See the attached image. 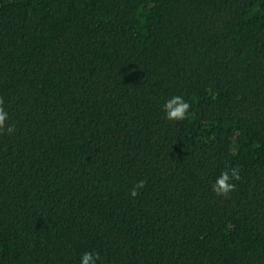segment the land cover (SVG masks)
Instances as JSON below:
<instances>
[{"label":"trees","instance_id":"16d2710c","mask_svg":"<svg viewBox=\"0 0 264 264\" xmlns=\"http://www.w3.org/2000/svg\"><path fill=\"white\" fill-rule=\"evenodd\" d=\"M0 107V264H264V0H0Z\"/></svg>","mask_w":264,"mask_h":264},{"label":"clouds","instance_id":"9594fccd","mask_svg":"<svg viewBox=\"0 0 264 264\" xmlns=\"http://www.w3.org/2000/svg\"><path fill=\"white\" fill-rule=\"evenodd\" d=\"M162 111L164 116L170 121L184 120L189 114L190 104L181 95H173L166 99L162 104ZM8 113L3 107H0V130H5L8 133L14 131V125L8 124ZM239 171L237 168L232 167L226 169L216 177L212 184V190L218 195H223L225 197L235 190L236 184L234 181L239 180ZM144 180H140L131 189L130 195L135 197L137 195L138 189L144 186ZM99 259L98 253L85 251L80 256L79 264H97Z\"/></svg>","mask_w":264,"mask_h":264}]
</instances>
